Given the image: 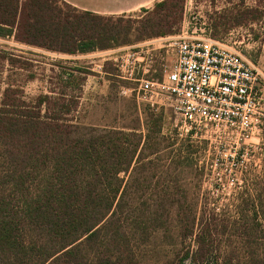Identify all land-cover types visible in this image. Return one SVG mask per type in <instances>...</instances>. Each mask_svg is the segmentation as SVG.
I'll use <instances>...</instances> for the list:
<instances>
[{"label": "trees", "instance_id": "1", "mask_svg": "<svg viewBox=\"0 0 264 264\" xmlns=\"http://www.w3.org/2000/svg\"><path fill=\"white\" fill-rule=\"evenodd\" d=\"M239 1L230 9L237 24L264 17V0ZM168 2L142 12L160 14ZM165 23L151 15H98L64 0H0V38L71 55L174 34ZM7 61L11 69L18 62ZM65 77L69 84L73 74ZM50 92L28 99L19 85L0 86V264H140L132 236L164 227L174 207L162 203L168 196L148 203L142 190L153 169L167 167L151 130L144 136L84 127L76 107L66 106L79 96ZM175 210L183 242L192 243L162 264H264V252L213 253L214 236H264L257 206L241 205L232 215L208 206Z\"/></svg>", "mask_w": 264, "mask_h": 264}, {"label": "rangeland", "instance_id": "2", "mask_svg": "<svg viewBox=\"0 0 264 264\" xmlns=\"http://www.w3.org/2000/svg\"><path fill=\"white\" fill-rule=\"evenodd\" d=\"M239 2L169 0L160 14L138 11L126 16L162 17L166 21L162 29L174 34L85 54L55 52L20 44L13 38H0L2 88L7 83L19 85L28 99L51 95V90L55 98L72 100L79 96L78 104L66 102V106L76 107V122L87 128L121 129L144 136L151 130L152 142L158 145L167 167L159 168L164 163L158 164L159 170L151 171L155 175L142 190L147 191L148 203L158 204L160 197L168 196L162 203L174 207L164 227L132 236L140 264H162L191 245V240L183 242L181 238L175 210L178 204L197 212L206 206L214 207L230 215L241 205H255L262 210L260 222L264 229V93L248 124L211 123L188 131L169 107L153 108L134 91L138 86L135 78L142 73L162 79L165 70L173 65L177 55L173 37L210 38L237 48L246 60L256 62L258 47L264 41V17L237 24L230 9ZM245 2L249 6L262 5V0ZM255 35L260 37L255 40ZM121 47L127 49L114 52ZM8 58L18 61L15 68L11 69ZM67 72L73 74L69 84L64 82ZM171 138L175 145L165 149ZM178 191L182 197L171 195ZM213 245L214 255L260 253L264 252V236L261 232L259 236H214Z\"/></svg>", "mask_w": 264, "mask_h": 264}, {"label": "built area", "instance_id": "3", "mask_svg": "<svg viewBox=\"0 0 264 264\" xmlns=\"http://www.w3.org/2000/svg\"><path fill=\"white\" fill-rule=\"evenodd\" d=\"M173 39L175 62L162 79L145 73L135 78L137 97L153 108L169 107L188 131L211 123L248 124L262 101L264 70L249 63L237 48L210 38Z\"/></svg>", "mask_w": 264, "mask_h": 264}, {"label": "crops", "instance_id": "4", "mask_svg": "<svg viewBox=\"0 0 264 264\" xmlns=\"http://www.w3.org/2000/svg\"><path fill=\"white\" fill-rule=\"evenodd\" d=\"M70 5L84 11H90L98 15L103 16H122L134 14L142 10H151L154 6L162 0H64ZM258 47L259 55H256V62L254 65H258L264 69V41ZM127 48L121 47L115 49L114 52H120ZM246 59V58H245Z\"/></svg>", "mask_w": 264, "mask_h": 264}]
</instances>
